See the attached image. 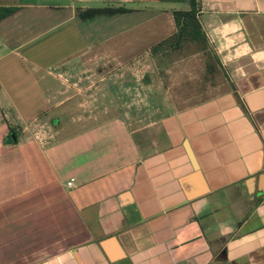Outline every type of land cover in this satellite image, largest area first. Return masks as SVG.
I'll return each mask as SVG.
<instances>
[{
	"label": "crops",
	"instance_id": "0c3cea01",
	"mask_svg": "<svg viewBox=\"0 0 264 264\" xmlns=\"http://www.w3.org/2000/svg\"><path fill=\"white\" fill-rule=\"evenodd\" d=\"M100 1L0 0L19 7L0 20V264H264V0H199L236 90L148 123L112 117L48 141L21 125L34 116L18 97L48 75L41 101H60L51 75L78 63L42 64L46 48L21 50L75 19L76 5ZM64 9L70 16H57ZM23 71L31 77L15 85ZM11 128L18 142L6 140Z\"/></svg>",
	"mask_w": 264,
	"mask_h": 264
},
{
	"label": "rangeland",
	"instance_id": "374dc122",
	"mask_svg": "<svg viewBox=\"0 0 264 264\" xmlns=\"http://www.w3.org/2000/svg\"><path fill=\"white\" fill-rule=\"evenodd\" d=\"M121 4L133 8L132 11L86 20L78 12L92 5H76L75 19L54 27L47 37H38L29 47L22 48L21 52L32 49L36 53L46 48L48 54L36 60L42 64L54 65L64 58L78 63L68 75H51L62 84L52 90L63 89L62 104L61 100L44 104L42 93L51 81L47 75L41 84L32 76L29 95L27 86L23 87L18 105L34 118H25L22 126L37 128V133L49 141L112 117H122L132 126L148 123L236 90L235 66L223 60L207 35L206 39L190 38L180 48L167 45L152 50L177 32L174 10L188 9L187 3L103 0L95 6ZM57 14L61 18L70 16L68 9ZM81 52L83 57L77 59ZM26 77L31 76L23 71L13 83L16 85ZM38 113L41 114L36 116ZM60 127L61 133L57 135L55 129Z\"/></svg>",
	"mask_w": 264,
	"mask_h": 264
},
{
	"label": "trees",
	"instance_id": "16d2710c",
	"mask_svg": "<svg viewBox=\"0 0 264 264\" xmlns=\"http://www.w3.org/2000/svg\"><path fill=\"white\" fill-rule=\"evenodd\" d=\"M125 3L135 0H121ZM143 1V0H137ZM164 2H183L187 3L188 9L174 10V18L176 25L178 27L177 32L171 35L169 38L158 42L152 47V50L156 51L159 47L173 45L174 48H180L182 44L188 39H206V34L203 30L202 24L199 19L200 13V2L199 0H158ZM18 6H5L0 5V20H3L10 15L17 12ZM133 8L127 7L124 4L118 6H90L84 8L78 12L79 16L84 20L91 19L100 15H115L119 13H128L132 11ZM211 70V66L209 67ZM19 133L17 129L11 128V132L7 136L6 140L8 142H18Z\"/></svg>",
	"mask_w": 264,
	"mask_h": 264
},
{
	"label": "water",
	"instance_id": "95a60500",
	"mask_svg": "<svg viewBox=\"0 0 264 264\" xmlns=\"http://www.w3.org/2000/svg\"><path fill=\"white\" fill-rule=\"evenodd\" d=\"M186 146H187V150H188V154H189V157L191 159V162L193 164V167L196 171H199V164L197 162V159H196V156L194 155L192 149L190 148L189 144H188V141H186ZM106 244V243H105Z\"/></svg>",
	"mask_w": 264,
	"mask_h": 264
},
{
	"label": "built area",
	"instance_id": "2783aa9c",
	"mask_svg": "<svg viewBox=\"0 0 264 264\" xmlns=\"http://www.w3.org/2000/svg\"><path fill=\"white\" fill-rule=\"evenodd\" d=\"M71 184V183H70Z\"/></svg>",
	"mask_w": 264,
	"mask_h": 264
}]
</instances>
